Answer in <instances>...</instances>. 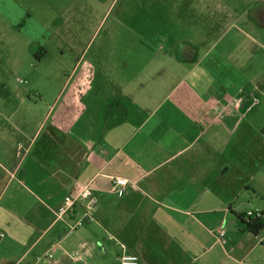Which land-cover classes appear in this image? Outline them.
<instances>
[{"label":"crops","instance_id":"0c3cea01","mask_svg":"<svg viewBox=\"0 0 264 264\" xmlns=\"http://www.w3.org/2000/svg\"><path fill=\"white\" fill-rule=\"evenodd\" d=\"M57 2L0 0V264L47 253L44 264L126 254L140 264H264V230L253 235L238 217L264 216V97L235 55L251 48L235 44L234 5L205 0L219 33L195 44L168 35L159 51L146 46L156 56L146 63L86 60L80 45L71 74L51 84L31 72L49 54L40 21ZM177 48L181 70L169 59ZM16 70L24 87L10 84ZM111 177L132 182L123 197ZM90 181L91 197L60 216Z\"/></svg>","mask_w":264,"mask_h":264},{"label":"rangeland","instance_id":"374dc122","mask_svg":"<svg viewBox=\"0 0 264 264\" xmlns=\"http://www.w3.org/2000/svg\"><path fill=\"white\" fill-rule=\"evenodd\" d=\"M217 1L227 5L232 3L234 11L238 12L237 24L241 30L239 36L232 31L236 36L234 40H237L235 44L239 48L249 46L251 50L247 55H243L241 50L235 55L239 59L242 58L240 62L246 63L244 67L239 63L240 69L261 83V90L256 86V96L264 97V25L257 22L255 26L248 24L244 13L248 5L251 7L255 4V9L262 8L264 0ZM201 2L202 0H58L56 12L51 11L41 18L40 24L50 37L47 44L49 54L45 64L39 68H32L31 79H42L45 83L50 80L51 84L65 79L72 72L71 65L74 62L76 48L80 45L89 46L84 54L86 60L100 63L119 62L126 57L132 63H146L152 58L156 59L148 49L157 52L160 47L168 45L166 43L168 35L176 42L190 40L195 44L199 41L201 33H219L220 25H210L207 16L203 19L200 17ZM250 19L252 20L251 17ZM205 20L207 22L203 23ZM240 33H248L250 37L246 38ZM35 47L33 46L32 50H35ZM193 49L202 50L195 46ZM164 53L160 51L158 54L163 57ZM169 59L176 69L181 70L179 68V61L183 59L181 48H177ZM179 70L173 76L174 80H178L182 75ZM14 72L16 77L10 84L24 87L20 80L27 79L24 76L25 71ZM6 77L9 78V74H6ZM165 77L163 75V78ZM33 94L34 91H31L32 96ZM263 109L264 104L259 106V111ZM48 261L49 258H46L41 264ZM92 264L106 263L102 257H97Z\"/></svg>","mask_w":264,"mask_h":264},{"label":"built area","instance_id":"2783aa9c","mask_svg":"<svg viewBox=\"0 0 264 264\" xmlns=\"http://www.w3.org/2000/svg\"><path fill=\"white\" fill-rule=\"evenodd\" d=\"M19 149H25V146L23 144H19ZM111 185L112 189L114 190L115 194L118 197H123L125 193L127 192L130 185H132V182H130L128 179L123 177H111ZM92 181L85 184L82 189L77 193L74 197H68L66 198V208L62 210L59 215L65 216L72 207H74L79 201L89 199L92 195ZM250 217H262L263 214L260 211H249L246 213ZM85 224V220L78 221L76 224L72 225L70 227V231L73 232L77 228L83 226ZM225 235L224 231L219 232V236L223 237ZM5 238V233L0 230V242ZM46 258H53V254L47 253L46 255L39 257L35 263H25V264H38L42 262ZM69 258L73 261H82V255H80L77 252H73L69 254ZM22 264V262L18 263ZM118 264H140V257L136 254H126L123 255L120 258V261Z\"/></svg>","mask_w":264,"mask_h":264},{"label":"flooded vegetation","instance_id":"af4514ba","mask_svg":"<svg viewBox=\"0 0 264 264\" xmlns=\"http://www.w3.org/2000/svg\"><path fill=\"white\" fill-rule=\"evenodd\" d=\"M212 1L215 2L217 0H209V3ZM203 4H205V0H202V2L200 3V6H201L200 17L202 19L206 17L205 10H204L205 8L203 7ZM254 6L255 4H253L251 7L250 5H248L247 8L244 10L245 15L247 16V20L249 21L248 24L255 26V22H257L260 25H264V5L261 6L262 8H258V9H255ZM237 15H238V12L236 11V14H234L235 17L233 18L234 22L239 20L237 18ZM250 17L252 18V20L250 19ZM208 20L210 22V25H213V26L217 24L218 22V20H215L214 18L212 19L208 18ZM181 21H183V19ZM202 22L204 23L205 21H202ZM215 26H218V25H215Z\"/></svg>","mask_w":264,"mask_h":264},{"label":"trees","instance_id":"16d2710c","mask_svg":"<svg viewBox=\"0 0 264 264\" xmlns=\"http://www.w3.org/2000/svg\"><path fill=\"white\" fill-rule=\"evenodd\" d=\"M238 217L244 224L245 230L253 235H259L264 230V216L250 217L247 214H239Z\"/></svg>","mask_w":264,"mask_h":264}]
</instances>
